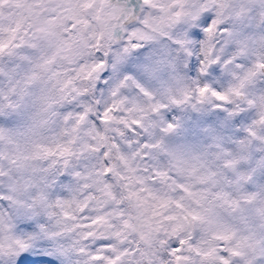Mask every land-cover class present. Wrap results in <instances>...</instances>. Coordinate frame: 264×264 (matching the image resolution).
I'll return each mask as SVG.
<instances>
[{"label":"clouds","instance_id":"clouds-1","mask_svg":"<svg viewBox=\"0 0 264 264\" xmlns=\"http://www.w3.org/2000/svg\"><path fill=\"white\" fill-rule=\"evenodd\" d=\"M0 13V264H264V0Z\"/></svg>","mask_w":264,"mask_h":264},{"label":"snow or ice","instance_id":"snow-or-ice-1","mask_svg":"<svg viewBox=\"0 0 264 264\" xmlns=\"http://www.w3.org/2000/svg\"><path fill=\"white\" fill-rule=\"evenodd\" d=\"M7 2L8 0H0V6H2L3 4ZM16 3H17V7H22L23 0H16ZM145 3H148V0H145ZM88 6L89 5H85V7H88ZM66 11L69 13V15L65 17V19L69 21L68 28L75 29L77 22L74 20L73 15L71 14L72 10L69 8V9H66ZM2 15L3 14L0 13V16ZM177 15H179V13H177ZM52 19H55V17H53ZM212 23H213V20L210 17L208 21L204 24V30L207 32H211ZM18 29H19V23H17V27L15 29H12L11 31L15 33ZM41 30L43 31L44 29H41ZM133 35H135V33H133ZM17 46L19 47V45ZM7 47H8V44L0 42V53H3ZM133 47H137V45L134 44ZM258 67L264 68V64L258 65ZM206 91H207V88H202L200 90L201 95H203L204 92ZM212 95L215 96L220 101L227 99V97H225L224 95H221L219 92H213ZM247 199L251 200L252 197H248ZM261 212L262 214H264V209H262ZM221 239H225V237H221ZM183 243L184 241L181 240L180 244H183ZM101 245L102 247L93 251L89 257V260L92 262H95V264H118V261L121 260V256L128 254L125 251L123 253L116 254V255H106V253L108 252H115V249L112 248V246L106 241H102ZM58 251L60 252L61 255L67 254L66 251L63 249H60ZM79 251L81 253H84L85 249L82 248ZM173 251L175 253H179L181 251V248L176 246L174 247ZM53 254L54 253L52 249L50 248L49 244L46 242L26 246V251L24 253V255H28L33 259L34 264H44L46 260L50 259L53 256ZM205 255L206 256L211 255V253H205ZM230 255L232 257H238V256H241V253L238 251L232 250V249L221 248L220 255L218 257L219 264H233L232 259L229 258ZM181 259H182L181 256L179 255L176 256L177 264H179V261ZM77 264H79V262H77ZM85 264H87V261L85 262ZM243 264H258V262L254 261L253 259H245Z\"/></svg>","mask_w":264,"mask_h":264}]
</instances>
